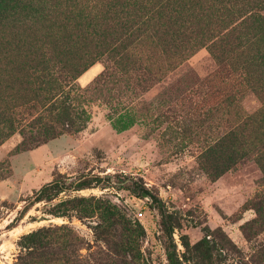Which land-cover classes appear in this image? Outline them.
I'll use <instances>...</instances> for the list:
<instances>
[{
	"label": "rangeland",
	"instance_id": "374dc122",
	"mask_svg": "<svg viewBox=\"0 0 264 264\" xmlns=\"http://www.w3.org/2000/svg\"><path fill=\"white\" fill-rule=\"evenodd\" d=\"M74 23L50 13L37 23V37L45 30L74 35ZM93 23L99 29L101 22ZM192 25L194 40L201 21ZM155 30L142 29L131 37L123 51L127 59L118 63L115 53L104 54L77 74L70 64L54 62L50 78L40 76L31 84L20 78L12 92L6 87L12 81L4 80V104L12 108L14 121L0 123V193L5 195L0 199V264H15L24 251L20 237L43 226L55 229L48 264H168L165 247L171 241L162 230L161 212L149 197L124 187L130 180L143 183L160 199L183 264H264V156L254 140L263 138V130L251 132L253 143L244 157L217 175L214 168L225 164L227 151L213 150L231 129L235 114L257 115L261 104L246 84L238 85L242 91L230 102L227 94L238 83L233 73L221 72V51L211 41L166 54L152 43ZM90 34L92 40L78 34L72 38L93 50L99 42ZM64 102L86 111L83 129L15 152L21 128H42L51 119L57 122H51L54 128H77L81 120L72 112L78 122L74 127L58 117ZM8 132L12 134L6 137ZM97 174L101 181L96 185L62 192L55 202L74 195L109 199L119 206L124 225L113 224L106 233L98 214L55 217L45 213V202H38L16 229H6L24 199L44 183ZM121 179L126 181L119 183ZM95 224L101 226L96 231ZM203 237L209 239L211 261L204 259V249L194 247Z\"/></svg>",
	"mask_w": 264,
	"mask_h": 264
},
{
	"label": "trees",
	"instance_id": "16d2710c",
	"mask_svg": "<svg viewBox=\"0 0 264 264\" xmlns=\"http://www.w3.org/2000/svg\"><path fill=\"white\" fill-rule=\"evenodd\" d=\"M263 10L264 0H0V123L12 125L14 121L12 108L4 104L6 93L1 90L6 78L12 81L6 84L8 89L12 88V92L14 82H20V78L26 84L36 82L40 76L50 78L53 75L54 62L70 64L71 70L77 74H82L96 61H100L99 57L104 54L110 56L115 53L119 59L115 63H118L123 58L127 59L123 51L127 49V42L132 40L131 37H137L142 29L148 32L150 27H156L151 36L152 43L166 54H180L192 45L211 41V45L217 46L221 51V72L233 73V78L238 83L227 94V98L231 96L230 102L233 103L234 97L242 91L238 89V85L246 84L261 104L257 115L235 114L228 127L231 129L213 148L216 154L223 148L227 151L225 164L221 168L216 166L214 174L232 167L244 157L245 149L253 143L251 132L263 130V138L255 137L254 140L260 142L259 152L262 151L261 155L264 156ZM50 13H57L64 20H74V35L78 34L82 40H92L93 37L87 35L91 33L99 43L93 50H88L72 38L74 35L64 32L53 34L49 30H45L38 38L36 25ZM95 20L101 22L99 29L94 28ZM164 21L168 24H164ZM194 21H201V25L197 27L198 31L193 40ZM150 40L152 41L151 38ZM70 42L77 45L72 46ZM119 49H122V54ZM91 71L92 69L89 72ZM13 95L8 93L7 97L12 98ZM60 106L62 110L58 117L60 116L62 123H67L68 127H74L78 123L73 121L70 114L72 112L77 120H81L77 128H54L51 125L54 119L45 123L42 128H21V140L14 147V151L30 150L62 133L83 129L89 118L86 111L73 107L71 102L61 103ZM54 123H57L56 120ZM11 134L12 132H8L5 136ZM110 176L111 174H107L106 180ZM99 181L101 177L97 174L81 175L76 180L57 177L44 183L24 199L26 203L6 225V229L16 227L32 205L45 202V213L55 217H68L71 212L79 218H91L98 214L106 225L101 227L95 224L92 227L95 231L101 227L106 233H110L113 224L124 225V221L119 206L109 199L94 195H74L55 202L62 192L92 187ZM125 181L121 179L119 183ZM124 187L141 198L149 197L157 205L161 212L162 230L168 232L171 241L165 247L168 264H183L175 250L172 227L166 220L168 214L158 196L136 180H130ZM63 229L69 228L63 226ZM54 230L53 227L43 226L23 234L18 244L24 251L18 255L15 264H48L47 252L51 247V234ZM209 246V239L203 237L194 247L204 249V259L211 261Z\"/></svg>",
	"mask_w": 264,
	"mask_h": 264
},
{
	"label": "crops",
	"instance_id": "0c3cea01",
	"mask_svg": "<svg viewBox=\"0 0 264 264\" xmlns=\"http://www.w3.org/2000/svg\"><path fill=\"white\" fill-rule=\"evenodd\" d=\"M3 181H0V185ZM5 197V195H3L2 193H0V199H3ZM18 226L14 227L12 230L16 229Z\"/></svg>",
	"mask_w": 264,
	"mask_h": 264
},
{
	"label": "built area",
	"instance_id": "2783aa9c",
	"mask_svg": "<svg viewBox=\"0 0 264 264\" xmlns=\"http://www.w3.org/2000/svg\"><path fill=\"white\" fill-rule=\"evenodd\" d=\"M138 214L140 215V214H141V212H138Z\"/></svg>",
	"mask_w": 264,
	"mask_h": 264
},
{
	"label": "water",
	"instance_id": "95a60500",
	"mask_svg": "<svg viewBox=\"0 0 264 264\" xmlns=\"http://www.w3.org/2000/svg\"><path fill=\"white\" fill-rule=\"evenodd\" d=\"M148 198V197H147Z\"/></svg>",
	"mask_w": 264,
	"mask_h": 264
}]
</instances>
